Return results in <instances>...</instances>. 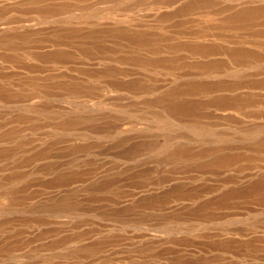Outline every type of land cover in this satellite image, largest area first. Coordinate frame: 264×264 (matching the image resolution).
Masks as SVG:
<instances>
[{
	"label": "rangeland",
	"instance_id": "rangeland-1",
	"mask_svg": "<svg viewBox=\"0 0 264 264\" xmlns=\"http://www.w3.org/2000/svg\"><path fill=\"white\" fill-rule=\"evenodd\" d=\"M0 264H264V0H0Z\"/></svg>",
	"mask_w": 264,
	"mask_h": 264
}]
</instances>
